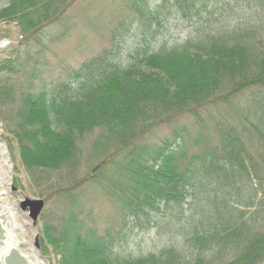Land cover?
<instances>
[{
  "label": "trees",
  "instance_id": "1",
  "mask_svg": "<svg viewBox=\"0 0 264 264\" xmlns=\"http://www.w3.org/2000/svg\"><path fill=\"white\" fill-rule=\"evenodd\" d=\"M72 1L5 0L0 24L15 23L27 39L56 20ZM170 1L162 0L149 12L147 0H134L132 11L141 18L147 13L145 30L153 36L162 34L160 15L172 14L171 8L180 10L189 22L195 16L199 26H192L193 32L171 47L162 43L153 49L149 45L153 36L144 40L129 53L126 64L105 51L72 71L64 83L53 82L35 92L16 91L19 48L10 47L7 58L0 60V122L4 123L1 110L15 116L13 127L7 121L4 130H10L12 144L21 146L27 178L43 189V201H62L64 213L58 224L44 221L43 214L37 223L38 227L44 222L39 245L41 256L48 260L56 259L58 264H264V0H235L237 18L248 20L233 26L224 19V11L209 8L207 0L201 11L209 18L190 12L197 0ZM253 89L263 92L261 104L235 110L233 102ZM218 106L226 109L229 124H220L215 145L207 141L203 153L194 146L189 153L185 145L173 143L148 152L143 144L155 129L184 116L203 126L200 113ZM255 112H259L257 125L250 120ZM94 132L99 134L96 151L85 162L76 153ZM245 136L246 145L255 140L263 154L252 157ZM121 153L124 166L117 173L127 181L128 190L119 189L113 198L123 218L118 231L99 234L90 225L84 187L102 177L104 168L114 165ZM80 163L84 169L76 171ZM13 184L16 187V179ZM189 198L206 200L207 210L192 221L193 232L182 243L175 241L141 257L118 253L119 244L130 240L134 223L147 221L150 228L165 210L182 209ZM246 208L254 209L249 217Z\"/></svg>",
  "mask_w": 264,
  "mask_h": 264
},
{
  "label": "rangeland",
  "instance_id": "2",
  "mask_svg": "<svg viewBox=\"0 0 264 264\" xmlns=\"http://www.w3.org/2000/svg\"><path fill=\"white\" fill-rule=\"evenodd\" d=\"M173 1L171 0L170 3L172 4ZM205 1L197 0L194 2L193 7H190V12L194 14L199 11L202 18H209L201 11ZM147 2L148 11L154 12V8L159 6L162 0H147ZM207 3L209 8L216 9L217 13L223 10L224 19L230 25L247 23V18H237L239 8L235 6V0H207ZM134 4V0H73L56 20L34 31L27 39L20 36L15 23L1 24L0 43H9V45L0 50V60L7 58V50L10 47L14 46L20 50L18 60L20 73L14 77L15 84L13 82L16 91L17 89H32L38 92L42 87H47L53 82L64 83L72 71L78 70L84 62L87 63L96 59L103 51L113 52L114 61L126 64L129 53L135 48L141 47L144 40H151L153 36L152 31L150 34L145 30L144 24L149 16L145 12L144 17L141 18L133 13ZM226 4L231 8V12L228 11ZM246 4L245 2L241 3V7H245ZM137 5L140 7L141 3ZM0 7H4V0H0ZM170 12L172 14L168 16L166 15L167 11H163L160 15V18H163V23H161L162 34L153 36V40L149 42L153 49H158L162 43H165L166 47L178 45L193 32L194 28L199 26L195 16L189 22L182 18L180 10L171 8ZM245 12H247L246 9H243V13ZM192 26L194 28H191ZM155 28L156 26L153 25L152 29L155 30ZM163 39L165 42L162 41ZM261 94L263 92L258 93L253 89L247 95L245 94L233 102L234 109L255 107V100H259ZM1 113L4 123L0 122V194H5L0 198V216L7 215L3 221L7 227H12L15 230L14 233L20 242L17 250L23 257L25 256L27 262L58 264L56 259L42 258L39 248H35V239L39 237L38 232L44 231V222L37 228H33L28 213L19 209V204L23 198L42 200L40 193L43 189L37 188L27 178L24 167L26 160L22 159L21 146L12 144L8 134L10 130L8 132L4 130V127L7 129L9 126L8 122L13 127L14 124L12 125L11 121L16 122L15 116L13 114L6 116L5 110H1ZM227 115L226 109L222 106L208 107L207 111L200 113V119L204 121L203 126L195 125L192 118L184 116L169 125L155 129L146 136L143 144L148 152L163 146L164 143L185 145L187 150L194 146L197 148L196 151L204 152L203 144L207 141L215 145L216 130L220 124H229ZM258 115L259 112H255L250 116V120L255 125L258 124ZM238 130L240 129L238 128ZM175 135L177 137L174 139ZM97 140H99V134L94 132L77 151L78 158L81 157V160L83 159L85 162L93 158L94 151H96L94 145ZM243 142L246 145V136L243 138ZM249 151L252 153V150ZM188 152L190 153L189 150ZM122 157V153L118 154L115 158V164L107 165L104 168L102 177L92 179L84 187L86 190L84 202L87 210L91 211V220H93L90 225L99 234H103L108 228L113 231L119 227L123 218L114 199L117 195L116 191L119 189L128 190L127 181L120 180L117 173L120 171L121 165L124 164ZM83 169L84 164L80 163L76 171ZM70 178L69 176L67 179ZM15 179L17 180L16 187L13 184ZM242 200H247L246 194ZM205 203L207 202L204 199L199 201L189 198L183 204L182 209L171 207V209L165 210L163 217H159L150 228L146 226L147 221L140 223L139 226L142 228L134 223L135 227L132 230L130 240L119 244L118 253L123 256L130 254L133 257H141L149 252H158L163 247L172 245L175 241L182 243L184 237H189L193 232L192 221L200 219L201 210H207ZM61 205L62 201L59 199L53 203L45 202L42 213L43 220L58 224L64 213ZM252 211L247 210L248 217ZM210 220L214 222V219ZM85 221L89 222L90 220L85 218ZM132 224L133 222L130 227Z\"/></svg>",
  "mask_w": 264,
  "mask_h": 264
},
{
  "label": "bare ground",
  "instance_id": "3",
  "mask_svg": "<svg viewBox=\"0 0 264 264\" xmlns=\"http://www.w3.org/2000/svg\"><path fill=\"white\" fill-rule=\"evenodd\" d=\"M5 1V0H4ZM2 43H0L1 45ZM1 47V46H0ZM5 193L0 194V198L4 196ZM27 211V210H26ZM28 212V211H27ZM7 218V215H2L0 217V225L2 227V230L5 232V238L2 242H0V264H5V260L7 257H9V253L16 248L17 245L20 244L19 239L17 238L16 234L14 233V229L11 227L4 226V219ZM15 260L20 259L23 261L22 264H33L31 262H27L25 259V256H20L19 252L17 253ZM23 259V260H22ZM10 264V261L8 262Z\"/></svg>",
  "mask_w": 264,
  "mask_h": 264
},
{
  "label": "water",
  "instance_id": "4",
  "mask_svg": "<svg viewBox=\"0 0 264 264\" xmlns=\"http://www.w3.org/2000/svg\"><path fill=\"white\" fill-rule=\"evenodd\" d=\"M42 208H43V202L42 201L24 200L21 203V210L22 211H26V210L28 211L29 218L31 219L33 224H35ZM5 237H6L5 232L2 230V227L0 225V242H2ZM17 253L18 252L15 249H13L9 253V257L6 258L5 264H8L9 261H10V264H22L23 261H21L20 259H18V260L14 259V258H16V255H18Z\"/></svg>",
  "mask_w": 264,
  "mask_h": 264
}]
</instances>
